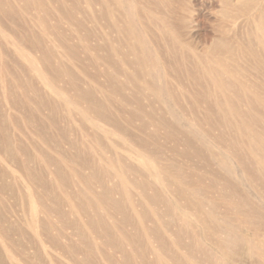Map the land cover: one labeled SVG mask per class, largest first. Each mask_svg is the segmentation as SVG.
Here are the masks:
<instances>
[{
    "label": "rangeland",
    "instance_id": "obj_1",
    "mask_svg": "<svg viewBox=\"0 0 264 264\" xmlns=\"http://www.w3.org/2000/svg\"><path fill=\"white\" fill-rule=\"evenodd\" d=\"M236 1L0 0V264H264Z\"/></svg>",
    "mask_w": 264,
    "mask_h": 264
},
{
    "label": "bare ground",
    "instance_id": "obj_2",
    "mask_svg": "<svg viewBox=\"0 0 264 264\" xmlns=\"http://www.w3.org/2000/svg\"><path fill=\"white\" fill-rule=\"evenodd\" d=\"M180 5H181V7H183V9L184 8L186 9L188 7V6L185 7L186 5L182 1H181ZM256 5H257L256 0H237L236 1V8H237L236 17H238V15H240V14H245V15L250 14L251 15L252 10L255 12L252 16L253 22L251 25V29H250L247 37H246V40H252L251 42L248 43L247 52H248L249 56L252 58V60H255L257 63H259L262 70L264 71V5L262 7H259L257 10H256ZM187 17L188 16H186V15H183V16L179 15L178 16L179 25H178V27H175L177 34L173 31L175 33V35L177 37H179L180 39L182 38V35H183L182 30L186 26L185 22L188 21ZM215 40H219L218 42H220V40H223V38L219 37V38H216ZM254 45H255V47H254ZM252 88L249 86H244V88H242V89H243V91H245V90L249 91L250 90V92L253 94V96L252 95H250V96H252L256 111H254V113L250 114L249 117L255 118V117H257V114L259 111L258 107L261 105L264 108V100L261 99L262 97L260 96V94L257 91L253 90ZM238 93H239V91H238ZM263 244H264V241H263Z\"/></svg>",
    "mask_w": 264,
    "mask_h": 264
}]
</instances>
